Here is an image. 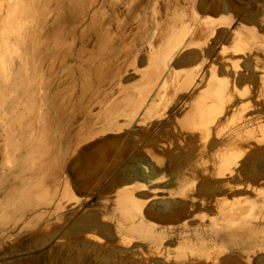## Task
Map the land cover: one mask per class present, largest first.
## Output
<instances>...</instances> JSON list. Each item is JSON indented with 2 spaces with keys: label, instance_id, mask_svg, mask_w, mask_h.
Instances as JSON below:
<instances>
[{
  "label": "rangeland",
  "instance_id": "374dc122",
  "mask_svg": "<svg viewBox=\"0 0 264 264\" xmlns=\"http://www.w3.org/2000/svg\"><path fill=\"white\" fill-rule=\"evenodd\" d=\"M201 6L212 25L264 28V0H202ZM235 49L223 33L199 57L172 64L173 76L202 80L198 88L186 87L183 101L171 98L166 110L139 117L122 112L146 64L128 66V60L121 91L99 98L87 85L82 92L77 81L74 87L67 69L59 71L50 120L40 115V72L30 71L27 106L7 145L0 130V264H264V146L248 142L263 121L249 118L251 84L233 78V71L247 74L261 53L250 45ZM220 85L236 101L207 123L203 105L214 104ZM110 113L117 117L107 120ZM198 122L211 126L209 136L196 132ZM223 162L231 176L216 178ZM135 169L156 177L146 191L132 192L140 181ZM125 190L138 203L151 198L141 210L151 230L130 245L117 204ZM230 221L250 230L221 241V226ZM195 230L201 240L193 239ZM200 241L216 262L187 257ZM245 241L254 246L249 256L240 250Z\"/></svg>",
  "mask_w": 264,
  "mask_h": 264
},
{
  "label": "bare ground",
  "instance_id": "6f19581e",
  "mask_svg": "<svg viewBox=\"0 0 264 264\" xmlns=\"http://www.w3.org/2000/svg\"><path fill=\"white\" fill-rule=\"evenodd\" d=\"M201 1L0 0V130L4 133L6 145L12 136L14 120L27 106L30 71L40 72L43 99L40 115L50 120L54 111L53 92L60 86L56 83L59 71L67 69L74 87L77 81L82 92L87 85L94 90L95 98H99L121 91L120 74L125 71L128 60V66L146 64L148 67L140 75L138 89L129 94L122 112V115L139 117L166 110L171 98L183 101L186 87L197 89L202 80L189 73L173 76L171 65L199 57L208 40L225 33L234 42L235 52L250 45L261 53L251 58L247 74L237 75L233 71V78L237 76L240 81L251 84L247 90L252 103L249 118L262 120L263 124L257 130L258 135L253 134L248 142L264 146V36L260 33L264 28L250 24L252 28L245 32L233 24L225 27L222 23L212 25L203 16ZM214 93V104L203 105L208 109L207 123L233 108L237 98L227 85H220ZM112 114L106 119L110 120L112 116L114 120L117 116ZM201 122L195 126L196 132L204 130L209 136L211 126H201ZM144 174L138 169L134 172V178L140 181L135 182L137 185L132 192L146 191L154 183L156 177ZM230 176L228 163L223 162L216 178ZM255 178L251 176V179ZM132 192L119 193L117 200L124 220L128 221L124 227L118 225L129 232L127 245L151 230L141 214L151 198L138 203ZM178 195L182 196L183 192ZM200 204H204L203 201ZM163 206L168 213L174 211L171 204ZM226 223L221 226L222 233L218 237L221 241L235 235L244 237L250 230L249 225H237L236 221ZM193 239L201 240V232L193 231ZM248 243H241L240 249L247 256L255 252L254 246ZM187 257L204 263L218 258L205 250L202 242L190 248Z\"/></svg>",
  "mask_w": 264,
  "mask_h": 264
},
{
  "label": "water",
  "instance_id": "95a60500",
  "mask_svg": "<svg viewBox=\"0 0 264 264\" xmlns=\"http://www.w3.org/2000/svg\"><path fill=\"white\" fill-rule=\"evenodd\" d=\"M140 180V179H139Z\"/></svg>",
  "mask_w": 264,
  "mask_h": 264
}]
</instances>
